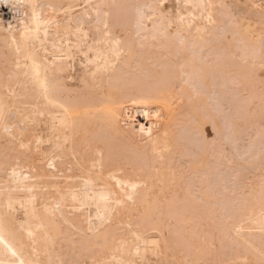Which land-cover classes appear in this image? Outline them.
Returning a JSON list of instances; mask_svg holds the SVG:
<instances>
[{
    "label": "bare ground",
    "instance_id": "6f19581e",
    "mask_svg": "<svg viewBox=\"0 0 264 264\" xmlns=\"http://www.w3.org/2000/svg\"><path fill=\"white\" fill-rule=\"evenodd\" d=\"M224 84L264 113V0H0V264H264V115Z\"/></svg>",
    "mask_w": 264,
    "mask_h": 264
},
{
    "label": "rangeland",
    "instance_id": "374dc122",
    "mask_svg": "<svg viewBox=\"0 0 264 264\" xmlns=\"http://www.w3.org/2000/svg\"><path fill=\"white\" fill-rule=\"evenodd\" d=\"M231 63H232V62H231ZM236 64H237V63H236ZM217 81L219 82V80H217ZM230 81H232V79H231ZM234 82H235V84H236V81H235V80H233L232 83H234ZM216 83H217V82H216ZM230 83H231V82H230ZM224 85H225V86H224ZM224 85H222V86L225 87V88H224V87L222 88V89H223L222 92H224V94H223V97H224V98H222V99H226V97L229 96L231 99L229 98V99H227V101H228V100H229V101L231 100L232 102L230 101V105H229V104L227 105V103H225L226 100H225V101L222 100V101L224 102L225 105L222 104V105H223V107H222L221 102H219V105H218V106H219V109L216 110V109L218 108V106L216 105L217 107L215 106V111H214V109H213V111L211 110V112H212V114H213V112H214V114L216 113L215 115H217V113H219L217 116H219L220 119H221V117H222L221 120H223V119L225 118L224 115L230 114L229 116H226V117H228V118H226V120H228V119L231 118V113L229 112L230 108H231V110H232L231 103H234V102H235V101L232 100V99H234L235 97H237V96L239 95V93L236 94L237 92H236V93L234 92L236 88H235V89H232V88H234V87H238V84H237V86H235V85L232 84V85H231V86H233L232 88H231V86H230L229 84H224ZM227 85H228V87L230 86V87H229V88L231 89L230 91L233 90L232 92L235 93V94H233L232 92H230V93L232 94V97H234L233 95H236L234 98H232L231 95L227 94V93H229V90L226 89V86H227ZM219 86H220L219 88H221V84H220ZM229 88H228V89H229ZM222 89H220V92H221ZM225 89L227 90L226 94H225V91H224ZM217 90H218V95H217V97H218V99H219V97L222 96V92H221V94H220L219 89H216V91H217ZM163 94H164V93H163ZM165 94L167 95V93H165ZM219 94H220V95H219ZM169 95H170V94H169ZM169 95H168V96H169ZM225 95H227V96L225 97ZM242 95L244 96V94H240V96H242ZM161 96H162V94H161ZM164 96H165V95H164ZM243 96H242V97H243ZM246 96H248V95H246ZM246 96L243 97V99L245 98V101L243 100V102H242V100L240 101L241 98H240L239 96H238L237 98H235V99H238V98H239V100H238V101L236 100V102H235L236 104H234V105L232 104V105H233V108H235V109L237 110V108H239V106H240L239 110L241 109V111L237 110V111H238V112H237V111L234 110V109H233V111H235V113H234L235 115L238 114V115H236V117H239V119H240V118H245V117H246V118H249L250 120H253V121H254L255 118L260 117L261 114H260L259 112H261V113H263V112H262V110L258 109L257 107H254V109H253L254 111H256V109H257V111L254 112V111L252 110V111H253V112H252L250 108H252V105H253V106L255 105V102H254V104H253V101H257V99L254 100V97H252L251 99L249 98V100H251V101H248V97H249V96H248V97H246ZM252 96H253V95H252ZM254 96H258V95H257V94H254ZM214 97H215V96H214ZM250 97H251V96H250ZM162 98H163V97H162ZM177 98H178L180 101H182V100L180 99V97H177ZM227 98H228V97H227ZM255 98H258V97H255ZM164 99H166V101H167V100H168V97H167V98L164 97L162 101H164ZM178 99H177V100H178ZM182 99H183V98H182ZM210 99L213 100V97L210 98ZM210 99H209V100H210ZM252 99H253V101H252ZM258 99H259V98H258ZM214 100H215V98H214ZM160 101H161V100H160ZM168 101H169V100H168ZM183 101H184V100H183ZM219 101H220V100H219ZM229 101H228V102H229ZM238 102H239V105H238ZM244 102H245V103H244ZM246 102H247V103H246ZM251 102H252V103H251ZM131 103H133V102H131ZM167 103H168V102H167ZM213 103H214V102H213ZM240 103H242V104L244 103L246 106L249 105V106L247 107L249 111H246L247 108L244 107L245 105L243 106V105H241ZM163 104H165V103H163ZM237 105H238V107H237ZM250 106H251V107H250ZM221 107H222V108H221ZM225 107H226V108H225ZM228 107H229V109H228ZM241 107H242V108H241ZM243 108H245V109H243ZM255 108H256V109H255ZM221 109H223V110H221ZM133 110H134V109H133ZM148 110L151 111V112H150V111H148V112H149L150 114L152 113V115H151L152 118H154L153 113L157 111V113H154L155 116H156V117H155L156 119L154 118L153 120H151V122H152V121H157V120H158V119H157V116H158V118H160V119L158 120V121H160V122H158V121H157L156 123H153V122H152V126H151V127H150V124H151V123H149V122H150V117H151V116H150L149 119L147 120L148 122H146V124H147V128H148V126H149V128H152V129H153V127H154V131H155L156 129L158 130V135L160 134V135L164 136V134H165V137H167V138L169 137V138H170L171 135H172V133H173V131H175V128H174V127H176V128H177L176 130H177V131H180V132L182 133V135H183V134H186V135L188 134V132L186 131L187 133H185V130H182V128H180L179 125H178V127H179L180 129H179L177 126H175L176 123L173 124V125L170 124V122H169V121H170V120H169L170 118L168 117V116H169V115H168L169 113H168L167 111L165 112V110H164V111H160V110H155V109H154V110L148 109ZM219 110L222 111V112H220ZM134 111H135V110H134ZM158 111H159V113H158ZM216 111H217V112H216ZM233 111H231V112L233 113ZM243 111L247 112V114L244 112V115H242ZM131 112H133V111H131ZM148 112H147V113H148ZM162 112H163V113H162ZM224 112H225V113H224ZM227 112H228V113H227ZM240 112H242V113H240ZM249 112H250V113H253L252 116H251V114H250ZM257 112H258V113H257ZM133 113H135V112H133ZM164 113H165V117L163 116ZM166 113H167V114H166ZM220 113H221V115H223V116H220ZM222 113H224V114H222ZM255 113H256L257 117H256ZM150 114H147V115L149 116ZM156 114H158V115H156ZM159 114H160V115H159ZM162 114H163V115H162ZM234 114H233V115H234ZM249 114H250V116H249ZM258 114H259V115H258ZM166 115H167L168 118L166 117ZM233 115H232V116H233ZM240 115H242V117H241ZM262 115H264V113H263ZM162 116H163V118H165L164 121L161 120V117H162ZM247 116H248V117H247ZM253 116H254L255 118H251V117H253ZM214 117H215V116H214ZM261 117H262V116H261ZM152 118H151V119H152ZM163 118H162V119H163ZM171 118H172V117H171ZM216 118L219 119L218 117H216ZM262 118H264V117H262ZM262 118H258V122H259V120L262 119ZM231 119H232V118H231ZM166 120H167V121H166ZM168 120H169V121H168ZM256 120H257V119H255V121H256ZM263 120H264V119H262L261 121H263ZM161 121H162V122H161ZM167 122H169V123H167ZM132 123H137V121L134 120V121L131 122V124H132ZM156 124H158V125H156ZM168 124H169V126H168ZM134 125H137V124H134ZM134 125H133V126H134ZM161 125H162V126H161ZM165 125H166V126H165ZM156 126H157V127H156ZM164 126H165V128H163ZM159 127H160V128H159ZM172 127H173L174 130H171ZM155 128H156V129H155ZM170 128H171V129H170ZM162 129H163V132H162ZM167 129H168V130H167ZM178 129H179V130H178ZM247 129H248V130H247ZM143 130L145 131L146 128H144ZM157 130L155 131V133H157ZM181 130H182V131H181ZM146 131H147V130H146ZM224 131H226V132H228V131H227L226 129L223 130V133H224V135H225V137H226L228 134H227L226 132H224ZM242 131H243V130H242ZM248 131H250L251 133H250V132L248 133ZM169 132H170V133H169ZM175 132H176V131H175ZM180 132H179L178 134H179V136L181 137V133H180ZM243 132H244V131H243ZM162 133H163V134H162ZM223 133L221 134L222 137L224 136ZM225 133H226V134H225ZM246 133H247V134H246ZM252 133H253V132H252L251 129H249V128H245V132L242 133V135H243L244 137L241 138V139H243V141H244V139H245L246 142H242L241 139L238 140V141H236V142L241 141L242 144L246 143V144L248 145V143H250V142L252 141L253 143L251 142V144H254V142H255L254 140H255V139H253V137H254L255 135L253 134V137H252ZM176 134H177V132H176L175 134H173V135H176ZM167 135H168V136H167ZM186 135H183V136L186 137ZM245 135L248 136V139H249V140L246 138ZM176 136H177V135H176ZM187 136H188V135H187ZM250 136H251V137H250ZM137 137H138V136H136V138H137ZM222 137H221V139L219 138V140L217 139V142H215L214 144H213V143L210 144V148H208V149H209V150L211 149L210 151H212V148H215L214 155H216V154H215L216 151L220 148V147L217 148L218 145L222 146L224 150L222 149V147H221V149H219V152H220V150H221V151H222V154H221V152L218 153V151H217V159L215 158L214 155H212V158H215L216 160H218V158H221L220 161H222V162H224V160H225V162H224L225 164H224V165H226V166H224V165L222 164V162H219V161H218L219 163H217L216 160H214L213 162L210 161L211 163H214V162L216 161L215 163L218 165V166H216V167L219 168V166L222 165L223 168L221 167L222 169L219 168V170H218L217 168H216V169H213V171H214L215 173H214L212 170H210V172H212L213 174H211V175L208 174L207 177L210 178V179H211V178H212V179H215V178H216L215 180H216L217 182H218V181L220 182V180H223V181H224V179H226L227 183H226V181H224V182L221 181V182L223 183V185H225V184L227 185L228 182H229V178H230L229 176H231L230 180H231V181H232V180L234 181V179H235L236 176H238V178H240V176H241V174H239L240 172H241V173H244V172L247 171L248 174L250 175L252 171H250V173H249V171H248V170H251V168H249V169L247 168V169H244V170H243L242 168H240V169H241L240 172H239V170H236L237 167H238L237 169H239V167H241V166H239V165H240L241 162H242V161L238 160L239 158L236 159V157H234L236 154H235V155L232 154V156L235 158L236 161L238 160L237 162H240V163H239V165H237V166H235V167H234L233 165H236V162L233 163V160H234V159H232V156H231V155H228V156L226 155V157H228V158H225V155H224V154H228V152H230V151L233 152V151L230 150V148H232V146H229V143H228V146L226 145V143L228 142V140H227V142H224V141H226V139H228V136H227V138H225V140H222ZM136 138H135V139H136ZM223 138H224V137H223ZM254 138H257V136H255ZM133 140H134V139H133ZM97 141H98V140H97ZM135 141H136V140H135ZM137 141L139 142V137H138ZM137 141H136V142H137ZM220 141H221L222 143L224 142L223 145H225V146H223L222 144H220V143H221ZM248 141H250V142H248ZM93 142H95V141H92V143H93ZM138 142H137V143H138ZM143 142H144V144H143ZM148 142H149V145H148ZM148 142L142 141L141 144H140L138 147H136V148H137V151H138V152H136V153H137V154H136L137 157H139V154H141V155H140V156H141L140 159H144L145 162H151V161H152L151 159L156 158V157H155V156H156V155H155V149H152V147H149V146H151L152 142H150V141H148ZM219 142H220V143H219ZM230 142H231V141H230ZM236 142L233 143L232 145H233V146H234V144H235L236 146L238 145L237 148H236L237 151H238V149L241 147L242 144H240L241 142L236 144ZM188 143H189V142H187V144L182 145V147H183L184 150H185V152H184V151H183V148H181V151H182L183 153H186L187 150L189 151L188 153H191V150H194V149H195V147H194L193 145H191V143H189V144H190V146H192V148L188 145ZM231 143H232V142H231ZM192 144H193V143H192ZM194 144H195V142H194ZM246 144H244V145L241 147V150H240V151H242L243 147H247V148L249 147V146H246ZM97 145H98L97 147H99L101 144L99 145V144L97 143ZM141 145H142L143 148L140 147ZM144 145H145V146H144ZM185 145H186V146H185ZM187 145H188V147H187ZM212 145H213V146H212ZM216 145H217V146H216ZM239 145H240V147H239ZM94 146H96V145L94 144ZM184 146H185V147H184ZM215 146H216V147H215ZM226 146H227V147H226ZM236 146H235V147H236ZM97 147L95 148V150L97 149ZM148 147H149V148H148ZM193 147H194V148H193ZM187 148H188V149H187ZM227 148H229L230 151H228V152L225 151V150H227ZM233 148H234V147H233ZM247 148L243 149V151L246 150ZM99 149H100V148H99ZM143 149L145 150V152H143V151H144ZM186 149H187V150H186ZM100 150H101V149H100ZM140 150H141V152H140ZM152 150H154V151H153L154 154L152 153ZM173 150H174V149H173ZM173 150H172V151H173ZM176 150H177V151H176ZM176 150H174V152L178 153V156L176 155V153L173 152V153H174L173 155L176 157V159H175V157H174L172 154H170V155L172 156V158L174 159V161H175L177 164H178V163H182L183 160L185 161V159L187 158L188 155H186V156H185V155H184V156H181V155H180V152H181V151H180V148H176ZM178 150H179V151H178ZM213 151H214V150H213ZM213 151L210 152V153L213 154ZM234 151H235V150H234ZM240 151H238V152H240ZM97 152H98V151H97ZM225 152H226V153H225ZM142 153H143L144 155H143ZM148 153H149V154L151 153V154H153V155H155V156H153V155H150V156H149ZM183 153H181V154H183ZM233 153H234V152H233ZM241 153H242V152H241ZM230 154H231V153H230ZM96 155H98V153H97V154H94V156H92L91 158H92V159H93V158H96ZM136 155H133V156L136 157ZM222 155H223V156H222ZM145 156L147 157V159H145ZM152 156H153V157H152ZM171 156H170V159L172 160ZM219 156H220V157H219ZM236 156H237V155H236ZM137 157H136V158H137ZM150 157H151V159H148V158H150ZM178 157H179V159H178ZM184 157H185V158H184ZM229 157L231 158L232 163L230 162V160H228L229 162L227 161V159H230ZM237 157H238V156H237ZM181 158H182V161H181ZM210 158H211V157H210ZM223 158H224V159H223ZM137 159H138V158H137ZM177 159L180 160V161H178ZM222 159H223V160H222ZM144 160H143V162H144ZM149 160H151V161H149ZM211 160H212V159H211ZM235 160H234V161H235ZM242 160H243V159H242ZM226 162H227L229 165H230V163H231V165H230V166H231V169H229L230 166H228V168H227V163H226ZM243 162H245V161L243 160ZM215 163H214L213 166H212L213 168H215V167H214V166L216 165ZM211 165H212V164H211ZM241 165H242V164H241ZM224 167H225V168H224ZM234 168H235V169H234ZM220 169H221V170H220ZM226 169H228V170H230V171H232V169H234L233 173H234V175H236V176H232L233 173L231 174V172L227 171ZM215 170H216V171H215ZM217 170H218L219 172H218ZM225 170H226V172H225ZM222 171H224V172L222 173ZM235 172H236V173H235ZM238 172H239V173H238ZM228 173H229V174H228ZM218 174H221V175H219V177H218ZM223 174H224V175L227 174L228 176H227V175L224 176ZM212 175H213V176H212ZM216 175H217V176H216ZM222 175H223V176H222ZM243 175H246V174L244 173ZM243 175H242V176H243ZM249 175H246V176H249ZM210 176H211V177H210ZM220 176H221V177H220ZM250 176H251V175H250ZM202 177H205V176H202ZM223 177H224V178H223ZM217 178H219V180H217ZM222 178H223V179H222ZM232 178H234V179H232ZM236 178H237V177H236ZM212 179H211V182H212ZM227 179H228V180H227ZM208 180H209V179H208ZM235 181H237V179H236ZM217 182H215V183H217ZM213 183H214V181H213L211 184H213ZM222 183H220L221 186H222ZM229 183H232V184H233V182H229ZM81 184H82V185H81V188H82V190H84V192H87V191H91V190H92L93 183H92L91 180H90V181H82ZM232 184H231V185H232ZM234 184H235V183H234ZM228 185H229V184H228ZM228 185H227V186H228ZM213 186L218 187V184H215V185H213ZM229 186H230V185H229ZM230 188H231V187H230ZM230 188H229V190H230ZM226 190H228V188H226ZM222 191H224V190L222 189ZM222 193H223V192H222ZM224 193H226V191H225ZM227 193H229V192H227Z\"/></svg>",
    "mask_w": 264,
    "mask_h": 264
}]
</instances>
